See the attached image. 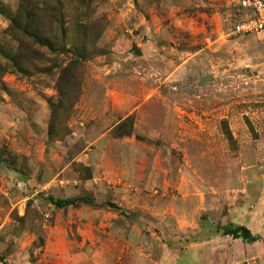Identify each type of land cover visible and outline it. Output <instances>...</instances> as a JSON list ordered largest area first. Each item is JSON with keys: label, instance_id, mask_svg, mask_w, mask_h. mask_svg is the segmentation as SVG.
Masks as SVG:
<instances>
[{"label": "rangeland", "instance_id": "rangeland-1", "mask_svg": "<svg viewBox=\"0 0 264 264\" xmlns=\"http://www.w3.org/2000/svg\"><path fill=\"white\" fill-rule=\"evenodd\" d=\"M239 1L0 0V46L34 11L57 51L27 75L0 54V264H264V36L233 35Z\"/></svg>", "mask_w": 264, "mask_h": 264}, {"label": "trees", "instance_id": "trees-1", "mask_svg": "<svg viewBox=\"0 0 264 264\" xmlns=\"http://www.w3.org/2000/svg\"><path fill=\"white\" fill-rule=\"evenodd\" d=\"M26 24L21 22V16L16 17L13 21L10 31V37L12 41L17 45V49H7L0 46V54L6 58L12 65L17 69L21 74L27 75L30 68H36V63L47 62L51 63L52 61L48 59L50 54H55L56 46L51 41L45 39L41 36L43 32L35 22L34 11H26ZM61 25L64 21L58 20ZM21 50H24V54H20ZM13 51V53H11ZM47 52V55L44 53ZM71 52V51H68ZM78 60L71 61L66 68H63L64 73L71 67H76V70L80 68L81 61L84 58V55H78ZM52 202L53 199H51ZM57 206L63 207L67 204L66 201L54 202ZM225 236H231L233 238H242L245 241L256 242L259 238L254 237L250 230L246 227L239 226L234 228H226L223 231Z\"/></svg>", "mask_w": 264, "mask_h": 264}, {"label": "built area", "instance_id": "built-area-1", "mask_svg": "<svg viewBox=\"0 0 264 264\" xmlns=\"http://www.w3.org/2000/svg\"><path fill=\"white\" fill-rule=\"evenodd\" d=\"M239 5L252 15L239 21L232 29L233 35H263L264 36V0H240Z\"/></svg>", "mask_w": 264, "mask_h": 264}]
</instances>
